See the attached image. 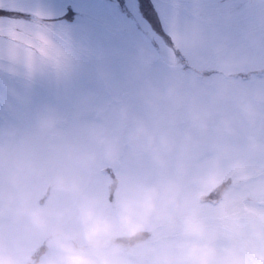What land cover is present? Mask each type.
Instances as JSON below:
<instances>
[{
  "label": "rangeland",
  "instance_id": "374dc122",
  "mask_svg": "<svg viewBox=\"0 0 264 264\" xmlns=\"http://www.w3.org/2000/svg\"><path fill=\"white\" fill-rule=\"evenodd\" d=\"M16 3L30 11L0 9L5 26L24 27L0 38V249L20 264L56 255L21 214L25 200L83 245L86 200L117 220L122 202L156 189L144 231L113 233L123 264L168 254L183 264L191 208L216 233L221 261L264 264V0ZM61 178L80 191L57 187ZM173 184L180 211L166 207Z\"/></svg>",
  "mask_w": 264,
  "mask_h": 264
},
{
  "label": "clouds",
  "instance_id": "9594fccd",
  "mask_svg": "<svg viewBox=\"0 0 264 264\" xmlns=\"http://www.w3.org/2000/svg\"><path fill=\"white\" fill-rule=\"evenodd\" d=\"M234 172L238 182H246L250 179L249 171L243 164L235 165ZM213 183L218 181L214 178ZM57 187L71 192L80 191L78 184L69 185L62 178L58 180ZM157 195L156 189L141 190L133 199L122 202L121 213L117 220L105 216L98 202L86 200L79 216L83 227V245L73 243V237L68 236L60 228L52 226L43 211L32 208L27 200L23 202L20 211L29 218L32 227L50 237L56 255L49 259L48 264H123L120 248L113 246V233L117 229H122L131 237L140 235L151 223L153 213L158 210ZM164 196L166 207L174 206L177 211L181 210L179 185L173 184L167 187ZM223 211L228 213L230 205H225ZM168 220L169 223L175 224L173 215H169ZM183 224L185 240L177 245L183 264H236L234 260L221 261L214 243L217 235L199 219V209H188ZM193 237L197 242L192 241ZM257 239L261 242V259L264 260V232L257 233ZM175 260L176 257L168 254L163 257V264H175ZM0 264H20V262L0 249Z\"/></svg>",
  "mask_w": 264,
  "mask_h": 264
},
{
  "label": "snow or ice",
  "instance_id": "6c2138e0",
  "mask_svg": "<svg viewBox=\"0 0 264 264\" xmlns=\"http://www.w3.org/2000/svg\"><path fill=\"white\" fill-rule=\"evenodd\" d=\"M0 9H5L8 11H21V12H29L30 9L20 6L16 3V0H13L12 4L10 6L5 5L4 0H0ZM34 16L37 18H42L44 16V13L41 11H34L32 12ZM24 28L22 25L11 22L8 25H4L3 22H0V38L7 37L9 39H16L19 38L21 35L20 30ZM0 43H2V39H0ZM11 58V57H10Z\"/></svg>",
  "mask_w": 264,
  "mask_h": 264
}]
</instances>
